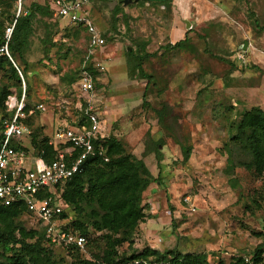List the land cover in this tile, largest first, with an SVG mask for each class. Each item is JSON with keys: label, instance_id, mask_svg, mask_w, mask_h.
<instances>
[{"label": "rangeland", "instance_id": "rangeland-1", "mask_svg": "<svg viewBox=\"0 0 264 264\" xmlns=\"http://www.w3.org/2000/svg\"><path fill=\"white\" fill-rule=\"evenodd\" d=\"M34 1L44 4L42 0H0V9L23 14ZM182 2L188 10L183 18L192 25L177 48L169 47L165 35L172 10L158 3H131L109 10L105 0H97L90 10L105 37L110 65L100 76L102 82L96 83L94 102L99 113L103 111L109 135L126 152L150 153L145 166L154 177L147 187L152 186L159 200L169 199L163 210L168 208L170 213L162 210L167 220L154 223L153 241L137 226L130 241L118 250L154 246L204 252L208 263L216 264L233 256L248 259L260 245L264 264L262 181L242 166L227 167L229 158L239 156L235 150L229 154L227 146L240 114L251 106L264 111V0ZM85 41L82 29L50 9L35 12L23 55L25 64L15 57L25 68L24 78L18 72L19 80L9 72L0 76L8 95L16 98L24 91V80L28 83L24 100L31 110L27 117L30 137L49 138L61 119L75 122L80 117L76 104L81 97L72 87L74 80H69L76 76ZM127 50L133 54L127 55ZM236 52L244 55L242 64ZM136 54H150L141 62L142 70L152 77L148 83L137 73ZM37 103L46 110H37ZM6 112L8 116L12 113ZM180 144L190 147L186 161ZM29 150L35 153L36 147L30 144ZM157 150L159 160L153 152ZM148 188L142 193L143 211L148 207ZM186 194L194 211L182 202ZM69 213L66 224L75 218L73 211ZM17 220L26 228L36 225L26 214ZM91 250L86 247L82 254L89 257ZM53 255L62 264L70 260L61 247Z\"/></svg>", "mask_w": 264, "mask_h": 264}, {"label": "trees", "instance_id": "trees-1", "mask_svg": "<svg viewBox=\"0 0 264 264\" xmlns=\"http://www.w3.org/2000/svg\"><path fill=\"white\" fill-rule=\"evenodd\" d=\"M169 0L148 1V3H165ZM138 0L136 3H144ZM49 9L46 3L31 2L23 14H18L13 31L8 42V51L12 62L5 55H0V76L9 72L10 76L19 80L17 70L24 78V66L16 62V58L23 61V55L28 48V38L32 32V18L35 12H44ZM14 14L4 13L0 9V34L3 26L10 21ZM83 30L82 27L74 25ZM191 27L188 28L190 30ZM84 31V30H83ZM186 38L176 41L170 48H176ZM132 55V50H127ZM150 54H136L137 73L146 79L152 80L150 74L142 70L143 58ZM16 57V58H15ZM14 63V65L12 64ZM25 62L23 61V65ZM76 70V76L78 73ZM76 76L69 81L76 79ZM24 91L28 83L24 80ZM9 90L5 83L0 82V139L2 136L3 119L8 117L4 100ZM20 95V94H19ZM28 107L26 106L27 110ZM24 119L27 125L30 121ZM33 132V130H32ZM49 138L38 141L37 134H31L30 144L36 151H42L44 160L54 156V147L48 143ZM227 152L233 150L239 154L237 160L232 157L227 167L242 166L249 173L261 179L264 189V111L258 106H251L244 110L236 122L235 133L229 139ZM15 141H13V145ZM106 147L107 161L97 156H88L82 166L81 172L73 174L64 181L60 196L68 205L67 212L60 214V218L67 219L70 211L75 218L61 227L73 233L81 234L86 239V247L93 249L89 257L71 246L61 247L70 256L67 264H209L204 252H180L174 248L160 250L158 248L143 246L141 249L118 250L124 242H129L137 227L143 219L144 212L141 205L142 193L151 180V174L142 159L126 152L122 143L114 136H107L103 146ZM160 145L159 142L156 146ZM227 145V144H226ZM157 160L160 153L153 151ZM182 160L186 161L190 154V147L180 144ZM244 157V159H243ZM58 188V185H57ZM58 188V189H59ZM28 212L22 202H13L8 205L0 204V264H62L61 259H55L53 252L58 246H53L44 238L41 227L31 225L26 228L18 218ZM101 244V245H100ZM103 247V249H101ZM262 247H255L250 258L233 256L228 262L217 261L216 264H262Z\"/></svg>", "mask_w": 264, "mask_h": 264}, {"label": "built area", "instance_id": "built-area-1", "mask_svg": "<svg viewBox=\"0 0 264 264\" xmlns=\"http://www.w3.org/2000/svg\"><path fill=\"white\" fill-rule=\"evenodd\" d=\"M107 1L121 3L122 0ZM42 2L48 5L53 15L82 27L86 34L84 53L76 79L72 83V87L74 86L81 97L76 104L80 117L73 124H58L55 127L53 139L48 141L54 146V156L51 159L44 160L41 157V150L37 152V156L31 157L20 140L21 137L30 134L29 127L24 123L28 112H31L30 109L25 110L24 91L18 98L6 96L4 105L6 110L12 113L3 119L0 139V204L22 202L32 222H36L42 228L43 236L48 243L58 247L71 246L82 253L85 251V237L61 227L65 218H60V214L67 212L68 205L61 198L59 187L73 174L81 172L83 162L88 156L108 160L103 142L109 133L94 102L96 81L106 72L105 63L108 60L104 50L106 42L86 8L91 0H42ZM17 15L18 13L4 24L0 34V55H5L11 61L7 45ZM100 54L102 57H99ZM236 60L242 64L244 55L236 52ZM17 70L21 76L18 68ZM35 108L40 111L46 110L42 103H37ZM182 202L188 210L194 211L195 205L190 195H184ZM163 212L166 215L170 213L168 208Z\"/></svg>", "mask_w": 264, "mask_h": 264}, {"label": "crops", "instance_id": "crops-1", "mask_svg": "<svg viewBox=\"0 0 264 264\" xmlns=\"http://www.w3.org/2000/svg\"><path fill=\"white\" fill-rule=\"evenodd\" d=\"M96 1L97 0H91V2H89L86 5V8H87V10L89 12V16L92 18V20H93V17L91 16L90 10L93 7V2H96ZM105 2H106V5H107L109 10H113L117 6H122L123 9L125 8V6L119 5V4H121L119 2H117L116 4H113V3H111L112 1L110 2V1H107V0H105ZM136 2H132V3L133 4H137V5H141L140 3H136ZM143 4L148 5V1L142 3V5ZM158 5H159L160 8H167L169 11L171 9L172 13H173V16L171 17V21L169 22V27H168L167 32L165 34L166 38H167V43H169L170 45H173L176 41L182 40L185 37H187L188 28L186 29V27H185V23H184L185 19L183 17H185V15H186L185 13L188 10L185 7V4L182 2V0H171V1H167L165 3H158ZM190 25H192V24L190 23ZM99 30L102 32L101 29H99ZM105 52H106V50H105ZM99 57H102V55L100 54ZM105 65H106V72H107L109 70V68H110L108 60L106 61ZM113 68H114V66L112 64L111 70H113ZM102 79L103 78H100V77L98 78V80L100 82H102L101 81ZM98 80L96 81V83L99 82ZM96 110L99 112V109H98L97 105H96ZM100 111H101V109H100ZM113 113H115V112H112V114ZM100 115L103 117V115H104L103 111H101ZM111 120H114V118L112 116H111ZM73 123H74V121L72 122V121H69L66 118H64V119H61V122L57 123L56 126L58 124H73ZM55 127H54V129H55ZM54 129L51 132V136L49 137V140L53 139ZM30 133H31V131H30ZM20 140H21V142H22V144L24 146V149L27 151V153L29 155H31V157H35V156L38 155L37 151L34 153L32 150H29L30 134L28 136L21 137ZM141 153H140V155L139 154H134V156L137 157V158L142 159L144 164L147 165L150 162L151 155H150V153H146L145 154L143 151ZM147 169L149 170L151 176H153L152 171L150 170V167L147 166ZM149 185H150V183L148 184V186ZM151 187L152 186H150L149 188L147 187L148 190H147V192H145V194H146L145 200L148 203V207H147V209H145L143 211L144 212V217L137 225L140 228L141 232L143 233V236L149 237L148 240L150 242L153 241L152 239H150V237L153 236V234H152L153 229L152 228H154V226H155L154 223L155 222L156 223H158V222H163L164 223L167 220L166 216H161V214H162L161 212L163 210V207L168 206L167 202L169 201V199H166V198L162 199V200H159L158 197H155L154 193H152V189L153 188H151ZM184 206H185V204H184ZM151 246H152V244H151ZM152 247H154V246H152Z\"/></svg>", "mask_w": 264, "mask_h": 264}, {"label": "water", "instance_id": "water-1", "mask_svg": "<svg viewBox=\"0 0 264 264\" xmlns=\"http://www.w3.org/2000/svg\"><path fill=\"white\" fill-rule=\"evenodd\" d=\"M136 1H138V0H122L121 4L123 6H126V5H128V4L132 3V2H136ZM144 1H160V2H163V1H166V0H144ZM111 3L116 4L117 2L116 1H112ZM184 23H185L186 29L190 27V22L188 20H184ZM12 64L14 65V63H12ZM14 67L16 68L15 65H14ZM16 70H17V68H16ZM17 72H18V70H17Z\"/></svg>", "mask_w": 264, "mask_h": 264}]
</instances>
